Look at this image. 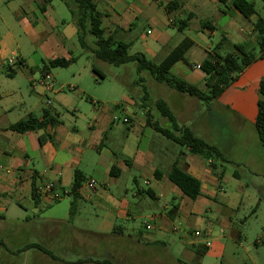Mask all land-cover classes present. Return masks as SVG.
I'll list each match as a JSON object with an SVG mask.
<instances>
[{"label":"crops","instance_id":"0c3cea01","mask_svg":"<svg viewBox=\"0 0 264 264\" xmlns=\"http://www.w3.org/2000/svg\"><path fill=\"white\" fill-rule=\"evenodd\" d=\"M17 1L21 2L20 5L13 6ZM91 1L101 14L100 28L104 36L127 43L130 48L136 39L130 36L132 30L138 24H144L148 28L146 35L150 40L143 38L142 48L151 58L160 54L163 59L183 40H189L191 46L183 59L172 65L170 73L200 90L205 89V76L195 72L200 71L195 66H200L213 52L222 56L226 47L229 49L227 53L233 51L234 45H241L244 50L252 49L256 44L254 24L258 18L264 19V0H246L253 3L255 10L248 19L234 8V0ZM172 1L179 5L175 10L166 13L164 6ZM1 2L0 264H99L83 258L75 261L66 260V234L76 235L79 231L76 227L68 226L66 216L73 203L75 210L71 220L72 222L78 220L84 209L81 205L85 202L90 204V208L85 212L84 220H81L86 229L80 231L108 235V238L114 240H125L128 246L125 248L127 261L123 264H186L177 258V252H181L182 249L173 239L177 231L175 227L177 220L185 221L191 226L190 232L198 230L205 233L204 238H195L192 235L195 240L187 242L189 250L185 253L187 264H202L196 262V257L201 255L202 250L206 253V249L211 248V245L205 247L203 242L210 236L212 245L219 246L218 233L229 230L232 226L230 218L225 213L239 210L240 203L232 196L221 192L223 184L233 179L234 191L241 195L244 184L240 175L235 172L237 177H234L227 168L217 167L214 160H205L191 153L187 147L178 145L154 131L145 121V115L149 112L146 107L141 108L143 118L137 120L132 119L127 110H124L129 119L128 128L135 139L130 150L127 148V141L131 135L115 136L112 131L115 122L112 121V115L106 111H100L95 115V119L87 126L89 129L87 134L75 128L66 129L53 103L49 107L46 103L39 106L43 98H49L46 92L42 90L37 92L36 102L31 98L26 99L20 89L15 90L12 85L16 79L29 84L30 79L39 75L42 67L51 60L76 59L63 47L64 41L76 36L75 26L69 22L68 26L71 23L73 27L67 30L66 37L62 35L55 38L52 34L50 37L47 29L49 12L52 11L50 3L42 7L40 0ZM169 28L176 29L177 34L174 35ZM18 29L32 42L38 38H43L46 42L43 53L47 62L44 63L40 59L42 65L37 68V75H34V70L27 69V63L18 55L20 39ZM188 30L198 39H201L200 35L213 38L217 33L220 34V39L212 50L208 45L206 48L203 45L200 47L203 52L200 61H188L185 56L192 48L199 46L193 37L188 35ZM46 71L50 73L49 68ZM263 77L264 59L248 66L206 109L207 136L212 140L206 142L218 147L225 156L226 153L214 143L216 138L211 134L216 131V126L218 133L222 135L243 133L244 138L239 145L240 152L247 142L253 140L254 155L259 159L264 157L255 130L257 101L260 98L258 83ZM180 95L181 98L188 99V104L194 101L183 94ZM51 101L58 102V99L54 96ZM44 110L56 113L60 123L54 127L47 125L43 129L24 133L11 129L13 124L28 116H33L38 121L43 120ZM149 113L152 116L150 121L158 123L157 120H153L152 113ZM176 122L178 127L181 125L188 127L205 141L202 135L203 124H194V128L201 132L199 135L190 127L192 121L188 123V120H177L176 117ZM168 123V126L162 128L178 135L169 121ZM249 155L247 160L250 161L252 158ZM235 164L241 166L244 163L236 160ZM174 165L199 181L200 195L195 200L183 195L168 179L167 175ZM75 171L80 172L83 182L74 199L71 185ZM221 173L222 176L219 177ZM90 180L96 182L93 189L87 186ZM45 183L52 184L55 193L60 196L59 199L43 197L36 192V199L32 198V187L36 191ZM140 183L146 188L143 189ZM114 187L120 188L121 193L113 195L110 190ZM153 200L157 203L162 202V212L153 210L155 206L150 202ZM98 210L102 213L100 214ZM144 211H148L146 218L151 229L143 230L141 226L135 229L133 224L137 218H141ZM131 222L132 227L129 228ZM216 223L219 224L218 227ZM89 240L92 242L91 249L98 251L101 239ZM30 244L42 246L50 251L55 259L37 249H25V246ZM102 249L103 247L101 251ZM156 250L161 252L160 258L155 257Z\"/></svg>","mask_w":264,"mask_h":264},{"label":"rangeland","instance_id":"374dc122","mask_svg":"<svg viewBox=\"0 0 264 264\" xmlns=\"http://www.w3.org/2000/svg\"><path fill=\"white\" fill-rule=\"evenodd\" d=\"M1 1L6 0H0V3H2ZM20 3V1L14 2L13 6H18ZM50 7L52 11L49 12L48 35L50 36L52 34L55 38H59L62 35L66 37L68 34L67 30L71 26L73 27L66 6L60 0H53L50 3ZM69 22H71L70 26H68ZM147 29L144 24L140 23L132 30L130 36L136 39L129 49L128 54L143 53L146 59L158 63L162 59L160 54L151 58L143 52V38L150 40V37L146 35ZM169 30L174 35L177 34L176 29L169 28ZM187 33L199 45L192 48L185 56L188 61H200L203 55L200 47L203 45L206 48L208 45L212 50L220 39V34L218 33L213 38L200 35L201 39H198L193 34L191 35L189 30ZM17 34L20 37L18 55H21L27 63V69L34 70V75H37V68L42 65L40 59L44 63L47 62L43 53L46 42L43 38H38L35 42H32L20 29L17 30ZM44 38L48 40L47 37ZM85 40L90 47H94L95 38L93 36L86 35ZM63 47L65 50L67 49L71 52L72 56L76 58V62L67 68H49L53 77V90L57 92H47L46 95L50 100L54 96L57 97L58 102L52 101L53 107L60 113L61 122L66 126V129L75 128L87 134L89 132L87 126L95 119V115L100 111H106L107 114L112 115L111 117L116 118V121H114L115 125L112 126V131L115 136L131 135L127 141V148L130 150L134 146L135 139L132 136V131L128 128V124L122 123L123 118L126 117L124 110H127V113L132 119H141L143 118V110L140 106L143 104L152 113L153 120H157L161 127H166L169 125L167 119L158 113L153 104L156 100H164L177 117V120H188V123L192 121L190 127L199 135L201 132L194 128V124H203L202 129L204 130L202 135L205 141H212L210 136H207L206 107L195 97L185 95L186 98H192L194 100L191 104H188V99L181 98L179 93L165 84L155 82L146 72L138 73L133 62L114 66L95 59L89 51H85L79 46L75 35L68 38L67 41H64ZM252 49L255 53H258L256 44L252 46ZM223 51L222 56L229 49L226 47ZM92 67H95L103 75V78L96 76L92 72ZM195 72L204 75L201 70ZM12 86L15 87V90L20 89L21 94H24L26 99L31 98L38 102L35 94L40 91V88L33 91L28 83H23L20 79H16ZM45 103L46 98H43L39 106H43ZM215 124H217V121ZM211 134L216 138L214 143L232 160H230L231 164H221L219 161H215L217 167H225L230 173L237 172L244 186L243 193L239 195L234 191L235 181L233 179L223 184L221 194H227L235 198V201L240 203L239 210L232 213H225L230 218L232 226L229 230H223V232L218 233L220 235L219 246L212 245V238L209 236L207 241L211 245V248L206 249V253L199 254L195 260L202 264H264V157L259 159L254 155L255 146L253 140L247 142L241 148L242 152H240L239 145L244 138L243 133L222 135L218 133L216 126V131ZM141 143H143V140ZM111 145L114 147L113 144ZM261 154H264V152L262 151ZM248 155L252 160H247ZM236 160L244 164L238 166L235 164ZM140 185L143 189L146 188L142 183ZM110 192L113 195L120 194L121 189L114 187ZM147 200L150 199L147 198ZM150 202L155 206L153 210L158 212L163 211L162 202L157 203L154 200ZM81 206L84 209L79 218L80 220L78 219L72 222L71 217L73 213L70 214V209L69 214L66 216L68 226L76 227L79 230L76 235L73 233L66 234V260L75 261L79 258H83L84 260L107 259L115 264L125 263L127 261L125 248L128 247L125 240H114L113 238L107 237L102 238L100 244H98V251L91 249L92 242L80 231L86 229L82 221L84 220L85 212L90 208V204L85 202ZM98 211L100 214L102 213L101 210ZM223 211L230 212L227 210ZM147 212L144 211L141 214V218H137L135 224H133L135 229H139V226H141L145 230V224L148 223V219L146 218ZM119 225L124 224L119 223ZM215 225L218 227L219 224L216 223ZM128 227H132V222ZM175 227L177 231L173 239L182 249L181 252H177V258L187 264L188 262L185 258L186 250H189L187 242L195 240L192 232H190L192 231L191 226L187 225L185 221L177 220ZM202 228L201 226L200 229ZM149 233L151 232L149 231ZM179 236L183 238L180 239ZM102 247L103 249L101 251ZM155 255V257L160 258L162 254L159 250H156Z\"/></svg>","mask_w":264,"mask_h":264},{"label":"trees","instance_id":"16d2710c","mask_svg":"<svg viewBox=\"0 0 264 264\" xmlns=\"http://www.w3.org/2000/svg\"><path fill=\"white\" fill-rule=\"evenodd\" d=\"M53 0H40L41 5L51 3ZM66 6L71 22L76 28V39L79 46L85 51H89L93 57L102 62L119 66L126 63L133 62L136 66L138 73L146 72L152 80L157 83L165 84L177 93L195 97L201 101L206 109L227 89L248 66L252 63L264 59V19L258 18L254 24V33L258 53L252 49L244 50L241 45H234L233 51L220 56L217 52L209 54L208 58L200 65V70L205 75L204 85L205 89L200 90L196 86L191 85L181 78L170 74V68L174 63L183 59L185 52L191 46L189 40H183L174 49H172L159 63H155L141 53L128 54L130 45L115 41L111 37H105L102 29L100 28L101 14L91 0H60ZM179 4L177 2H170L164 6L166 13L175 10ZM233 6L238 12L246 19L254 14V5L246 0H234ZM190 14L188 15V17ZM186 27V26H184ZM86 35H91L95 38L94 47H90L86 42ZM224 41V40H223ZM76 59H54L44 65L41 71H46L48 68H66ZM21 64V63H20ZM92 72L99 78L103 75L95 68L92 67ZM258 93L260 95L257 101V115L255 120V130L260 141L261 148L264 152V77L259 80ZM154 108L158 113L166 118L174 131L178 135H174L169 129H164L157 122H151L152 116L150 111L145 115V121L154 131L164 135L174 143L187 147L189 151L202 157L205 160L219 161L221 164H231L223 153L215 145L208 144L206 141L196 136L188 127L180 126L176 122V117L170 110L169 106L163 100H156ZM145 108L141 104V108ZM58 115L48 110H44L41 121H38L33 116L18 121L11 126V129L19 133H24L31 130H40L49 125L54 127L59 124L57 119ZM222 176V173L219 177ZM233 176L235 172H233ZM168 179L191 200H195L200 195V183L195 178L188 175L183 170L175 165L171 168L167 175ZM83 182V177L79 171L74 172V179L71 185V192L74 199L77 197V190ZM32 198L36 199L35 188L32 187ZM75 210V205L72 203L70 206V214ZM89 238H108V235L94 234L91 232H82ZM37 249L52 259H55L53 254L38 244L26 245L25 249ZM205 250L201 251V254ZM89 262L99 264H115L110 260H93L87 259Z\"/></svg>","mask_w":264,"mask_h":264},{"label":"built area","instance_id":"2783aa9c","mask_svg":"<svg viewBox=\"0 0 264 264\" xmlns=\"http://www.w3.org/2000/svg\"><path fill=\"white\" fill-rule=\"evenodd\" d=\"M21 65V64H19ZM196 69H200V66H195ZM30 87L33 90H37V88H40V90L44 91V92H48V93H56L57 91L53 90V77L52 75L48 72V71H41L39 73V75L32 77L30 79ZM52 105V101L50 100V98H46V106H51ZM112 121H116L115 117H112ZM122 123L124 124H128L129 123V119L127 117L123 118ZM88 188L93 189L96 186V182L94 180H90L87 184ZM38 195H41L43 197H49L53 200H57L59 199V195L57 193H55L54 188L52 186V184L50 183H45L40 185L36 191H35ZM146 230H150L151 226L150 224H147L145 226ZM192 235L195 238H204L205 233H202L198 230L193 231ZM203 244L205 245V247H210V244L207 240H205L203 242Z\"/></svg>","mask_w":264,"mask_h":264}]
</instances>
